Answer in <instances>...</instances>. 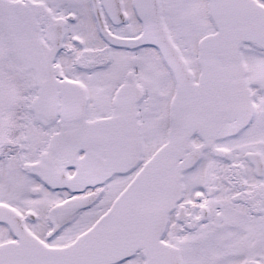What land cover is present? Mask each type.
I'll return each instance as SVG.
<instances>
[{
  "label": "snow or ice",
  "instance_id": "6c2138e0",
  "mask_svg": "<svg viewBox=\"0 0 264 264\" xmlns=\"http://www.w3.org/2000/svg\"><path fill=\"white\" fill-rule=\"evenodd\" d=\"M0 264H264V0H0Z\"/></svg>",
  "mask_w": 264,
  "mask_h": 264
}]
</instances>
